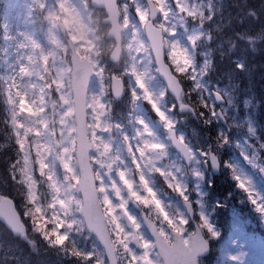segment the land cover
<instances>
[{
	"label": "snow or ice",
	"instance_id": "obj_1",
	"mask_svg": "<svg viewBox=\"0 0 264 264\" xmlns=\"http://www.w3.org/2000/svg\"><path fill=\"white\" fill-rule=\"evenodd\" d=\"M152 0H148V6L135 7V16L138 21H146V17L151 14L155 16L156 12L163 11L164 0H157L155 8H151ZM106 12L111 10L106 0H101L100 4ZM178 12L181 17H191L195 19L198 15L202 16L203 13L199 12L194 7L189 8L177 0ZM119 10L121 5L118 3L115 5ZM125 14L123 16L114 17V23L119 24L123 22L124 28L127 29L131 36V42L136 50V55L133 58V64L129 68V75L134 79L135 86L143 91V99L151 104L155 114L164 121V127L171 130L173 125L166 118L163 112L159 110L156 102L152 99V94L146 89L144 78L146 75V65L150 61H154L157 66V71L161 72L168 81L172 91L179 97L180 87L178 84L177 76L171 75L168 64L173 67L180 64L183 67L177 68V74L183 73L185 70H189L192 67V62L189 59L187 52L181 49L174 41H170L168 37L174 35V27L169 22L170 17L165 13V23L157 24L155 26L149 25L144 33L145 38H141V29L139 25L130 23V18L127 10V5H124ZM51 19L55 20L57 17L53 14ZM195 37H189L191 43L195 42ZM24 47L23 44L20 45ZM32 48H36V44H32ZM144 52L148 53L147 59L144 58ZM166 56V61H165ZM32 56H28V63H31ZM42 60H46V57H41ZM137 61H140L137 66ZM29 69L27 66L21 65L19 67L20 76H28ZM175 77V78H174ZM189 78L195 79L192 75ZM13 79L14 77H9ZM87 80V73L81 77L79 92L83 96L84 82ZM120 80H116L113 86L114 94L118 95L120 92ZM15 89V84L12 85ZM16 95L20 97V104L25 103L26 94L16 92ZM137 98L135 91L132 93V99ZM63 99V97H61ZM220 97L217 96V100ZM9 104H14L15 101L12 96H9ZM91 108V105H88ZM104 105L99 102L96 103V108H103ZM181 108L185 105L181 104ZM207 107V105H205ZM24 109L21 107V111ZM215 115L213 111L211 113ZM17 113L12 114V136L14 145L18 153V158L12 165L15 175L12 179L25 187L26 190V202L29 205L23 216L30 218L34 230L39 232L43 239L49 243L50 246L62 247L68 239L67 232H62L65 221L61 218L60 214L55 212L51 216V220H45L41 208L37 201L36 182L33 179V165L29 159V156L25 154L24 146L25 139L17 131V129L24 127L16 121ZM83 134L79 139H72L69 142L72 143V147H61L59 160L61 165L65 169L66 174L62 181H57L53 173L49 170V165L46 163L44 155L38 151L36 153L38 159L35 166L38 167V172L41 177H44L48 182V188L52 193L51 201L48 204L50 209H60L64 215H68L72 206L75 207L79 213L80 223L86 225L98 238L102 245V248L106 251L105 264H115V257L122 256L120 264H196V257L205 248L206 238L201 235L202 230H206L210 238H215L217 233L214 231L210 223L205 219L203 215L200 216V223L196 226L195 230L189 231L191 223L189 218L177 213L175 216L170 215L163 207V205L156 199L155 193L151 188L147 186L148 182L141 174L139 176V183L143 187L145 196H141L134 188V183L128 178L126 170H120L116 172V176L119 178V183L122 185L123 190L126 191V197L122 193V189L117 186L116 182L111 183V192L113 196H109V188L106 186L105 181L100 179L99 172L93 169L88 164V156L90 149H96L95 143V131H89L92 128H101L100 116H95V123H89L87 118L83 122ZM108 131L109 128L105 125L102 129ZM30 131L28 128H24L25 136ZM147 132V129H145ZM35 134L40 136V132L35 130ZM141 135L137 132V136ZM91 137V139H90ZM68 142V143H69ZM179 145H183V141H178ZM162 148L161 145L155 143H149L147 140L142 142V147H138L136 152L141 157L144 156L145 149H158ZM187 155L191 156L190 152L184 150ZM75 153L76 162L79 166L77 171L76 167L71 166L65 162V156L69 153ZM129 153L132 154L131 149ZM109 154V145L103 144V151L98 152L99 156H107ZM113 162L115 158L113 157ZM133 163L136 164L137 170L140 169V164L136 161L133 155ZM148 163H151L149 161ZM213 166H215V160L213 158ZM111 168V164L109 165ZM159 171V169H156ZM94 172L96 173L94 175ZM163 175V172L160 173ZM19 177V178H17ZM238 187L245 192H249L248 187L244 181H241L239 177ZM71 180V183L68 181ZM169 187H174V191L181 195L187 204V197L184 196V192L181 186L173 181L169 184ZM251 203L257 204V201L251 197L249 193ZM131 200L138 205L143 206L146 209H151L158 217V222H154L150 215H146L143 220H138L127 209V202ZM0 216L3 217L5 227L10 231L18 232L23 230L24 224L20 217V213L16 211L13 202L7 198H0ZM256 211L264 214V205L256 207ZM39 214L45 220V224L53 223L52 229L43 227L39 221L35 219V215ZM68 227H73L72 223L68 224ZM71 255L80 257L82 254L75 249L70 250ZM85 259H91L92 253H88L84 256Z\"/></svg>",
	"mask_w": 264,
	"mask_h": 264
},
{
	"label": "rangeland",
	"instance_id": "obj_2",
	"mask_svg": "<svg viewBox=\"0 0 264 264\" xmlns=\"http://www.w3.org/2000/svg\"><path fill=\"white\" fill-rule=\"evenodd\" d=\"M45 2H47V0H45ZM180 2L186 5L189 8V10H191L193 7L198 10V4L196 2H193L191 0H180ZM33 3L34 0H9L7 4L6 12L3 16V46H4L3 52L5 55L0 65V76L4 80L2 91L4 95V100L6 102L2 103V107L5 108L6 114L11 123H12V114L15 112L17 113L16 121L24 126L17 129V131H19L20 135L25 139L24 151L25 154L29 156V159L33 165V179L36 182V193L38 197L37 202H39L38 205L41 208L43 215H44V209L47 208L49 210V214L52 216L55 213V211H53V209H50L48 207V204L51 201L52 193L48 188L47 180L39 175L38 167L35 166L36 160L38 159L36 153L39 151L41 155L45 156L46 163L49 165V170L53 173L57 181H62L66 172L59 161L58 164L59 167L61 168V173L59 174L56 171L55 159L51 158V154L47 152L42 142H39L35 139L39 137L35 134L36 129L30 126L27 123V121H25L20 116L21 107L26 111L28 118L34 117L35 115L33 111V104L30 101L29 96L25 92V86L29 85L35 78L30 76L19 75V67L21 65L27 67L29 66L27 57L30 55L32 56L33 52L35 51V48H32V44L35 43L36 48L42 47L40 43L36 42V39L32 35L33 31L30 25L31 24L30 7ZM69 3L73 4V6L76 7L78 10L84 7H87L89 11L95 10L94 8L88 5V0H85L83 4L78 3V0H69ZM227 3H231V0H227ZM119 4L121 5L120 7L122 13L121 16L125 14L124 5H127L130 23H135L139 25L141 29V38H144L142 27L145 21H138V19L135 16V7L137 6L144 7L146 5L140 0H123L119 2ZM162 7H163V11H161L160 15L157 17L155 22L164 24L165 13H167L168 17H170L169 22L174 27V35L168 37V39L170 41H174L181 49L185 50L183 46L182 36L179 33L178 29L175 27V22H174L175 21L174 12L175 10L178 11L177 0H164V4ZM220 12L221 10L216 11L214 14H212L211 12L209 13L212 16V15H218ZM201 18L205 19L206 16L198 15L195 19H201ZM234 18L235 16L232 17V14L230 12H227L225 19L226 24L232 23ZM223 22L224 19L221 20L220 24H222ZM183 24H184L183 21H181L180 26ZM181 28H184V26ZM201 35H202V31L200 30V28H198V26L191 27L190 33L188 34L189 37H195V38H199ZM240 36L242 35L240 34ZM51 39L53 41L56 39L55 31L51 33ZM127 39L130 41L132 39L129 33ZM231 40H232L231 47H234L233 36L231 37ZM21 44L24 45L23 48L20 47ZM234 49L237 50L238 48H234ZM145 54L148 53L144 52V55ZM146 58L147 57L145 55V59ZM151 62L152 61H150L146 65V67L153 70ZM137 63L140 64V61H137ZM249 64L250 62H248V65ZM237 66L243 72L249 71L247 64L244 65L242 62H238ZM109 67H111V65H109ZM192 67H194L193 63H192ZM253 68L254 66L250 64V69L252 71ZM113 70L122 71L123 69H113ZM142 70H144V66H142ZM200 71L201 69L196 71L195 68L191 70V72L195 76L194 79V84L196 86L195 89H197L199 92L200 90L198 88L202 87V83L198 78ZM257 73L258 76L255 79L248 80V78H244V84H243L244 87H234L230 89L227 87V85L223 87L215 84L214 89L221 91V93L226 98V101L228 100L229 95L231 96L236 95L238 97L239 102L243 103V105L241 106L243 109L242 112L243 117L241 119H235L234 117L232 123L233 125H235V127H238V124H243L246 128L249 129V133L251 135H255L258 138V129L257 126L254 124L250 114L252 111L248 109L250 103L255 102V97L258 96L257 90H260V87L257 85V83L262 79L263 76L260 71ZM9 77H14V80L9 79ZM122 78L125 81V87L130 90V93L132 94L133 91H135L136 95H139V92H141L142 90H140L135 86L134 79H131L132 77H130L127 74L122 76ZM53 83L56 84L57 82L53 81ZM144 83L146 85V89L148 90V86L146 84L147 83L146 77L144 78ZM13 84H15V89L12 88ZM90 88H96L98 90V86L95 82L91 83ZM235 91L237 94H235ZM16 92H19L21 94H26L25 103L23 105L20 104V97L16 95ZM263 93L264 92H261V95ZM89 94L91 95L92 93L88 92V95ZM10 95L15 101L14 104L8 103ZM152 99L156 102L154 98ZM109 100H110V94L105 97V103H106L105 110L107 111V123L111 125V129H109L108 131L102 130L103 135H101V131H100L101 128H97L98 131H95V143L97 144V148L91 149V157L97 166L96 170H98L99 172L100 179H103L105 181L106 186L109 188V192H108L109 196L114 197V194L111 192V183L113 181L117 183V186L122 189V193L125 195L122 185H120L119 183V178L116 176L117 171L126 169L125 164L123 163V161H121V158L118 157V155L123 151V149L129 148L131 149V152L135 153L138 147H142V142L145 140H147L149 143H155L161 145L162 147L164 143L160 139H158L154 134V128H155L154 122L145 121L142 117H136L131 121H125V122L122 120L121 121L115 120L117 122H113L112 120H110L108 116ZM229 101L232 102V99H229ZM209 106L211 112L213 111L215 112L214 116L216 117L215 104L213 100L210 101ZM159 110L163 112L165 118L169 122H171V119L169 118L168 114L160 108ZM225 111L227 113L230 112L229 105L224 107V113ZM64 115H65V119L71 118L72 117L71 110L67 111ZM210 116L213 115L211 114ZM69 122L71 123V120H69ZM162 123L164 125V121H162ZM60 126L61 125H58V128ZM24 128L30 129V131L27 133L26 136L24 134ZM145 129H147V132H145ZM194 131H198V130L190 129L191 135L193 136V138L196 139ZM137 132H139L141 135L137 136ZM60 134L61 133L57 131L56 135H60ZM64 134L70 136L72 134L71 128H68ZM122 137H125V141L122 140ZM233 140L235 142L232 148L229 150V153H230V157L232 158V165L234 166L236 171V176L239 177L241 181H244L246 183V186L249 189L248 193H251V197L257 201V206L264 205V194L260 189V184L254 174V172H257L259 168L264 169V142L259 141L258 144L259 148H257L256 144L251 142L249 139L246 140L242 138L241 136H237ZM104 143H107L109 145V154L107 156H99L97 155V153L103 151ZM68 147L69 148L72 147L71 142L68 143ZM159 149L160 148L145 149L144 150L145 154L143 158H141L138 152L135 153L136 161H138L139 164L141 165V168L139 169L140 175L142 174L145 177L146 181L148 182L147 186L152 189V191L155 193L156 199L163 205L164 209L170 215L175 216L177 213H179L182 216H186L182 210L180 203V201H182L183 198L181 197L180 194L174 191V187H170L173 197L167 198L161 193L159 188L153 185V181H152L153 175L152 173H150V171H156V169L160 170V166H159L160 163L158 162L160 157ZM73 153H69L65 156V162L75 167L73 163ZM113 157L115 158V162H113ZM149 161H151V163H148ZM110 164H111V168L109 167ZM164 177H165V181L168 184H172L173 181L177 182L181 186L184 192V196L186 195L184 189H186L187 187L183 186V184L177 180V175L175 172L171 176L169 173L168 175L163 174L162 178L164 179ZM128 178L131 179L130 176ZM134 188L136 191L139 192L141 196H144V194H142V191L135 184H134ZM189 189H191V187ZM195 193L197 195L196 208L198 211L199 220H200V216L203 215L205 219L213 227L214 231L217 233L216 237L212 238L214 241L213 251L215 253L214 254L215 256L222 258V260L224 261V263H215L213 261H210V259H204L202 261V264H264V230L262 232L263 237H261V235L243 233L242 229L239 228V224H236L233 220L234 217L233 211H227L225 213L222 207L220 206L215 207V204L217 203V199L214 200L213 204L210 203L211 206H213V208L215 209V210L211 209V213L214 215V218H208L207 217L208 214L206 213L205 208L203 209L202 207L201 204L202 199L200 200L201 193L198 188H195ZM125 199H127L126 196ZM129 201L130 200H128L126 205L127 209L129 210L130 214H132L135 218L138 219L137 214H135L132 207H130ZM148 212L152 216L153 221L158 222L159 217L151 209H148ZM218 215L221 218H218L217 217ZM262 216H263L262 224L264 228V214H262ZM44 218L48 219V216L44 215ZM73 218L76 220V223L73 225L72 229L67 232L68 239L66 240V243L70 250L75 249L76 251H79L82 255L80 257L72 255L71 258L68 260V264H105L106 260L103 255V251L101 247L97 243L94 236L86 230L85 225L80 223L79 214H75ZM216 220H218V222H216ZM226 223L227 225H225ZM224 225L227 228H223ZM188 230L189 231L192 230V225ZM61 231L65 232L64 229H61ZM225 237H229V240H227L225 243H221L222 241H224ZM88 253H92L91 259L84 258V256H86ZM121 259L122 256H118L119 263Z\"/></svg>",
	"mask_w": 264,
	"mask_h": 264
},
{
	"label": "clouds",
	"instance_id": "obj_3",
	"mask_svg": "<svg viewBox=\"0 0 264 264\" xmlns=\"http://www.w3.org/2000/svg\"><path fill=\"white\" fill-rule=\"evenodd\" d=\"M84 2L78 0L80 4ZM90 4L100 5L101 0H90ZM35 5L37 18L46 31V43L44 47L35 48L28 66V76L35 79L25 86V92L33 104L35 115L28 118L27 123L40 132V136L35 139L42 142L51 158L61 163V147H67L70 140L82 137L85 118L94 124L95 116H100L101 135L105 125L111 129L107 123L105 97L112 93L117 79L129 75L136 50L127 39V29L122 23L115 24L114 18L103 7L93 11L87 7L78 10L69 0H35ZM53 14L57 19L50 18ZM53 31L56 33L54 41L51 39ZM42 56L47 59L42 60ZM137 66L141 67L138 63ZM181 67L180 64L175 67L168 64L170 74L177 76L178 80L189 78L192 75L190 69L177 74L176 69ZM84 73H87L88 82H95L98 86V90L89 89L91 95L82 96L74 87L75 81ZM97 102L104 107L96 108ZM69 110L72 117L65 119L64 114ZM58 125L61 126L58 128ZM68 128L72 130L70 136L64 134ZM57 131L61 134L56 135ZM89 131L98 130L92 128ZM53 211L65 221L64 231H70L72 227H68V224L74 225L76 220L73 217L79 214L75 207H71L68 215L58 208ZM44 215L51 220L47 208L44 209ZM35 219L47 229L54 227L53 223L45 224L39 214L35 215Z\"/></svg>",
	"mask_w": 264,
	"mask_h": 264
},
{
	"label": "trees",
	"instance_id": "obj_4",
	"mask_svg": "<svg viewBox=\"0 0 264 264\" xmlns=\"http://www.w3.org/2000/svg\"><path fill=\"white\" fill-rule=\"evenodd\" d=\"M230 9L236 16V20L231 27V31L233 32V45L241 50L243 49L245 57H243V61L247 64L249 71L243 72L236 67L234 56L237 51L234 49L227 47L223 55H218L213 47L214 38L212 37H207L210 39L205 38L195 44H189V49L194 61H204V68L199 78L205 81L207 85H212L213 83L217 85L225 84L229 85L231 89L234 87H244V78H248V80L255 79L259 71L264 75V0H231ZM3 12L4 2L0 0V41ZM248 62L254 66L253 71L250 69ZM180 80L184 86L183 100L191 103L196 108L198 116L200 115L202 118H205L201 119L199 116L202 121L203 131L215 143L216 148L221 149L224 147L222 155L226 157V147H229L232 143L230 132L232 129L228 130L223 128L224 131L219 135L216 129H213V126L206 124L205 120L209 116V112L199 100L201 98L197 95L198 90L195 89L194 79L187 78ZM257 85L260 87V90H257L258 96L255 97V102L250 103L248 109L252 111L250 114L258 128L259 135H262L264 93L261 95V92H264V76ZM235 94H237L236 91ZM228 99H232L234 102L230 105L233 106V112L236 113L235 116L238 117L241 115L243 112L241 107L243 103L239 102L236 95H229ZM126 102L128 103L129 100ZM115 112V105L112 104L110 113L113 116ZM12 129L13 126L10 124L9 118L4 115V112L0 108V182L11 196L19 199L21 198L20 195L22 192L26 197V190L22 184L12 179V176L15 175L12 165L18 158L12 136ZM233 130L237 132L245 131L242 127ZM226 167V175L222 178L218 177V179L212 180L211 191L214 190L221 195L230 193L237 208L242 211H250L251 201L248 195H246L243 189L238 187V181L234 176L233 169L227 165Z\"/></svg>",
	"mask_w": 264,
	"mask_h": 264
},
{
	"label": "flooded vegetation",
	"instance_id": "obj_5",
	"mask_svg": "<svg viewBox=\"0 0 264 264\" xmlns=\"http://www.w3.org/2000/svg\"><path fill=\"white\" fill-rule=\"evenodd\" d=\"M0 222V264H20L22 261L24 263L26 248L23 236L10 237ZM29 253V262H36L38 259V254L31 250V247L27 248ZM20 258V259H19ZM56 264H65L64 262H58Z\"/></svg>",
	"mask_w": 264,
	"mask_h": 264
},
{
	"label": "water",
	"instance_id": "obj_6",
	"mask_svg": "<svg viewBox=\"0 0 264 264\" xmlns=\"http://www.w3.org/2000/svg\"><path fill=\"white\" fill-rule=\"evenodd\" d=\"M146 1H147V3H148V0H146ZM106 2H107L109 5H111V10L108 12L109 16H110L111 18H114V17H116V16H120V12H119V10H117L116 7H115V5L117 4V0H106ZM93 6H95V7H102L101 5H93ZM151 8H153V9L155 8V5L153 4V2L151 3ZM157 13H158V12H156L155 16H152L151 14H149V18H150V20L145 24V27H144L145 31L147 30V28H148L149 25L153 26V24H152V22H151V19L155 18L156 15H157ZM157 73H158L159 77L164 81V83H165V85H166V88H167L168 92H169V93L175 98V100L179 103V97H180V95H179V97H177V95L172 91L171 87L169 86L168 81H167V78H166L161 72L157 71ZM82 76H83V75H82ZM174 78H175V77H174ZM80 82H81V78L75 81L74 87H75L76 89H79V87H80ZM89 83H90V82H88V79L84 82V93H83V95H86V94H87V88H88ZM178 84H179V87H180V93H181V91H182V86L180 85L179 81H178ZM121 92H122V85H121V84H120V92H119L118 95L114 94V92L112 91L113 95H114L116 98H119V97H120ZM217 96L220 97V95H219L218 93H215L216 101H217V102H222L223 100H222L221 98H220L219 100H217ZM180 105H181V104H180ZM180 110H182V111H186V112H193V109H192L189 105H185L184 108H181V107H180ZM88 164L90 165L89 158H88ZM190 214H192V212H190ZM207 252H208V245H207V243H206L204 250H203L199 255H197V257H198V256H204V255L207 254ZM105 254H106V251H105ZM106 255H107V254H106ZM197 257H196V264H197ZM115 264H116V260H115Z\"/></svg>",
	"mask_w": 264,
	"mask_h": 264
}]
</instances>
